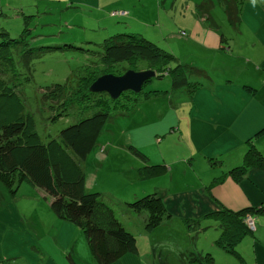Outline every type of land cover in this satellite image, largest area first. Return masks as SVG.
<instances>
[{"label": "crops", "instance_id": "obj_1", "mask_svg": "<svg viewBox=\"0 0 264 264\" xmlns=\"http://www.w3.org/2000/svg\"><path fill=\"white\" fill-rule=\"evenodd\" d=\"M200 1L0 0V14L8 22L13 21L18 31L24 25L22 17L32 15L60 17L64 26L83 32H96V29L110 35L119 30L132 31L168 50L176 59L171 68L188 65L208 74V78L191 76L189 81L197 85L189 90L173 88V79L167 78L169 83L162 88L165 90H159L156 95L172 97L170 117L173 118L164 127L145 130V140L134 139L131 143L143 152L140 149L143 142L154 144L161 139L160 134H179L191 154L189 160H181L179 168L187 175L192 174L193 179L182 187L180 194L171 196L155 191L172 215L155 233L145 231L144 217L127 216L119 211L127 229L138 239L139 253L128 254L114 264H160L161 261L178 264L169 257L163 259L162 254L157 263L156 244L162 237L173 235L175 222L182 219L185 226L189 223L185 237H190L194 244L187 254H211L214 264H238L236 260L240 264H264V234L259 235L260 226H264V214L256 215L254 233L243 237L235 246L239 257L216 246L222 229L213 216L224 210L240 213L264 206V171L248 168L241 182L230 175L232 169L243 165L250 150L255 149L264 157V0H241V21L237 26L228 23L224 11L228 25L239 36L232 56L226 49V38L219 36L220 27L213 14L197 16L196 6ZM117 11L126 13L127 17L114 18L113 13ZM183 31L187 33L185 37L181 34ZM177 43L186 47L181 46L179 54L172 47ZM157 163L167 165L173 172V166L165 159L156 158L148 165ZM143 195L138 194L133 199ZM0 199L13 207L12 211L0 215V264H95L90 249L88 258L83 257L86 262L76 252L81 237L87 246L88 243L75 225L62 222L55 215L54 225L62 233L53 235L55 227L50 229V234L46 233L52 222L44 226L45 233H40L46 220L35 219L33 215L40 206L47 207V203L51 209V200L45 191L25 182L12 196L0 184ZM108 202L117 209L122 205L110 198ZM18 205L23 207L27 217L21 219L15 212ZM208 220L215 224L207 223ZM134 222L137 228L132 225ZM207 229L211 231L204 238ZM199 232L204 236L200 247ZM66 255L68 260H65Z\"/></svg>", "mask_w": 264, "mask_h": 264}, {"label": "trees", "instance_id": "obj_2", "mask_svg": "<svg viewBox=\"0 0 264 264\" xmlns=\"http://www.w3.org/2000/svg\"><path fill=\"white\" fill-rule=\"evenodd\" d=\"M216 4L224 8L231 26L240 23L241 0H201L196 6L197 16H210ZM113 17L123 18L127 14ZM22 18V31L13 34L6 27L8 20L0 14V184L12 196L17 194L25 182L45 191L51 200V210L57 218L81 230L95 264H114L128 254L137 255V237L127 229L116 207L102 193L87 192L83 168L112 118V111L119 110L129 93L113 100L106 94H93L89 88L92 97L82 107V119L61 130L56 138L45 142L37 131L35 116L27 108L23 88L26 80L33 79L36 63L47 54L59 50L80 52L81 65L71 70L63 84L55 86L65 89L71 86L76 91L85 87L84 81L99 79L101 72L109 68L119 71V67L134 59L156 63L158 68H162L160 72L170 67L162 65L164 60L168 63L176 59L158 43L126 29L110 35L103 33L108 38L102 43H94L93 49H84L73 43L61 47L48 46L41 44L39 39L44 35L33 34L31 26L37 15ZM174 69L170 71L175 89L189 90L195 87L197 84L189 81L191 76L208 78L207 72L197 67L184 65ZM157 78L161 80L164 77L157 72ZM47 94L49 92H44V96ZM150 94L152 92L147 95ZM62 104L61 108L65 103ZM50 105L54 106L55 103L50 102L46 106L42 102L43 107ZM130 149L136 156L147 158L141 150L133 146ZM248 168L264 171V157L255 149L246 154L243 165L232 169L230 175L236 182H241ZM168 171L167 165L158 164L148 165L140 172L144 177H161ZM2 202L3 199H0V203ZM122 209L123 215L144 217V228L149 234L155 233L172 218L164 199L157 193L136 197L134 202L125 203ZM262 210L264 206L240 213L224 210L213 215L222 229L216 246L238 256L235 246L243 237L254 233L245 224L246 216ZM254 217L257 224V218ZM180 261L182 264H214L211 254L204 256L200 253H182ZM160 264L168 262L161 261Z\"/></svg>", "mask_w": 264, "mask_h": 264}, {"label": "rangeland", "instance_id": "obj_3", "mask_svg": "<svg viewBox=\"0 0 264 264\" xmlns=\"http://www.w3.org/2000/svg\"><path fill=\"white\" fill-rule=\"evenodd\" d=\"M212 14L220 27L221 32L219 36L222 35L226 38V49L230 51L229 53L232 56L235 50V43L238 42L239 36L236 34V31L228 25L222 6L216 5ZM113 22L115 23L114 19ZM45 24L48 26L44 27L43 25ZM63 24L60 17L42 15L35 19L31 28H33L34 35H44L39 38L41 44L54 47H61L73 43L78 44L84 49H93L94 43H102L108 38H105L104 34L99 32V30H95L96 32L90 30L83 32L78 28L70 29ZM6 27L10 29L13 34H18L23 29L22 25L20 31H18L19 29L13 21L7 23ZM181 34L185 37L187 33L183 31ZM51 35H56V37H45ZM181 46L183 47L181 43H177V45L173 44L172 47L175 52L179 54ZM183 48L185 49L186 47ZM79 53L80 52L75 50L66 49L65 51L59 50L47 54L41 61L36 63L33 79L25 81L26 86L23 89L26 105L29 111L35 116L37 131L45 142L52 138H56L61 130L81 120L83 117L82 107L85 106L86 100L92 97L89 88L96 81L93 79L84 81L83 85H85V87L83 86L79 91L71 88V86H69V89L68 87L66 89L63 87H55L56 85L63 84L71 70L81 65L82 58ZM171 63L172 62L167 63L164 60L162 65L167 66L171 65ZM158 67L159 65L156 63H148L141 59H134L119 67V71L109 68L101 72L102 75L100 74L101 77L105 75L123 76L130 70L135 72L151 71L156 73V76L143 87L140 94L129 93L127 95L128 97L123 99V104L120 105L119 110L112 111V118L109 120L104 132L100 136L97 147L83 164L87 192H100L107 200L110 198L117 201V203L122 202L120 209L116 208L118 212H122V207L125 203L134 202L135 199L133 198L138 194L139 196L142 193L145 195L149 193L153 194L156 193L155 191L164 194L168 193L171 196L180 194L183 190L182 187L188 185L193 179L192 174L188 173L187 175L183 168H179L181 160L187 161L191 157L189 149L186 147L185 140L182 139L179 134L173 132L166 133L167 135L165 136L160 134L161 139L154 144L143 142L144 146H141L140 149L142 148V150H144L143 153L147 156L145 159L136 156L130 149L131 146H134L131 145V143H134V139L145 140L147 135H145L144 132L147 133L148 129L156 130L159 127H164L169 120L173 118V116L170 117L173 110L171 106V101H173L172 97L170 95L166 97L164 94H156L159 90H165L162 88L169 83L167 78H172L170 69H176L177 67L171 68L168 66L169 68L162 72H160L162 68ZM157 72L162 73L164 78L159 80L157 78ZM44 92H49V94L44 96ZM148 92H152V94L147 95ZM48 95H50L51 98ZM42 102L46 104V106H49L50 102L55 103V105L43 107ZM62 103L65 104L63 105ZM61 104L63 108H61ZM156 158L157 160L165 159L167 164L169 163L170 166H173V172L170 170L165 176L161 177L142 176L140 172L141 169H145L148 164L154 163ZM158 164L160 163L152 165ZM17 208L18 209L15 208V212H18L21 219L27 217L26 211L21 205H18ZM39 209L40 210H37L33 217L35 219L41 218L46 220L42 225L43 229L41 230L40 228L39 231L41 234L45 233L44 226H48L52 222L46 231V233L50 234L52 231L50 229L55 227L56 230L57 228L54 225L57 218L51 211L48 203L47 207L43 205L40 206ZM12 210L13 207L10 204L0 203V215L5 213V211ZM262 214H264V210L259 213L253 212L246 216L245 224L249 231L251 230L254 232L256 229H251V227H249L247 224V222H250L249 219L253 218L256 220L254 216ZM31 215L32 213L28 216L31 217ZM210 220H208L207 223L215 224L214 221ZM216 221L219 222L218 220ZM184 223V219H182L181 222H175V233L171 236L162 237V240L158 241L156 244L158 248L156 257L157 263L159 262V255L162 254L164 256L163 259L169 257L173 262L181 264L180 253H187V250L192 249H189L190 246L194 247L191 238L185 237L186 231H189V223L187 226H185ZM132 225L137 228L136 222L132 223ZM259 229V235L263 237L264 226H260ZM59 230L60 231H52V234L56 235V233H62L61 229ZM210 231L211 229H207V233L205 232L206 235L203 237L206 238L207 235L210 234ZM201 234L202 233L199 232V247L202 246L204 242V238L201 237ZM194 235L197 234L195 233ZM74 243H76V239ZM75 250L82 259L88 256L89 248L83 237L78 241ZM65 260H68L67 255ZM86 261L88 260H84V262ZM236 261L240 264V261Z\"/></svg>", "mask_w": 264, "mask_h": 264}, {"label": "water", "instance_id": "obj_4", "mask_svg": "<svg viewBox=\"0 0 264 264\" xmlns=\"http://www.w3.org/2000/svg\"><path fill=\"white\" fill-rule=\"evenodd\" d=\"M155 76V72L133 70L123 76L105 75L92 84L90 91L93 94H106L111 99L118 100L126 93L140 94L143 87Z\"/></svg>", "mask_w": 264, "mask_h": 264}, {"label": "built area", "instance_id": "obj_5", "mask_svg": "<svg viewBox=\"0 0 264 264\" xmlns=\"http://www.w3.org/2000/svg\"><path fill=\"white\" fill-rule=\"evenodd\" d=\"M123 15V14H125V13H122V12H115V13H113V16L114 15ZM249 223L247 222V224L249 225V227H251V229H255L256 228V225H255V220L253 219V218H251V219H249Z\"/></svg>", "mask_w": 264, "mask_h": 264}]
</instances>
